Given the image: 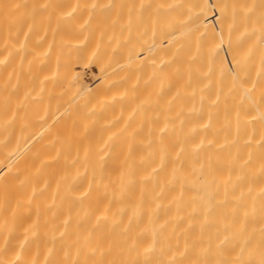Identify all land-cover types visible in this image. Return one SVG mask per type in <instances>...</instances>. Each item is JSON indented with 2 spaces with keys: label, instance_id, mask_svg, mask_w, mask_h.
<instances>
[{
  "label": "bare ground",
  "instance_id": "6f19581e",
  "mask_svg": "<svg viewBox=\"0 0 264 264\" xmlns=\"http://www.w3.org/2000/svg\"><path fill=\"white\" fill-rule=\"evenodd\" d=\"M0 4L5 16V4H52L16 50V77L0 43V264H264V0ZM56 4H158L153 34L148 16L137 29L161 50L150 149L146 113L132 124L121 104L122 35L104 42L96 86L54 99L61 72L95 53L84 11Z\"/></svg>",
  "mask_w": 264,
  "mask_h": 264
},
{
  "label": "rangeland",
  "instance_id": "374dc122",
  "mask_svg": "<svg viewBox=\"0 0 264 264\" xmlns=\"http://www.w3.org/2000/svg\"><path fill=\"white\" fill-rule=\"evenodd\" d=\"M2 5L3 4H0V9H2ZM6 5H7V7L9 6L10 8H12L11 10L9 9L10 13H11V11H12V13L11 14L9 13L10 15H8V16H5L3 12L0 13V43H1V45L3 44V42L8 43L7 45H9V49H10L9 52L11 55L9 57V60L11 61L10 65L11 66L13 65L10 68H12L11 70L14 71L16 68L19 67V64L17 62L18 59L17 60L15 59L17 56H19V55H17L19 53L16 54V50H18L17 48H19L20 44L21 45L23 43L29 44L32 42V40L30 42V38H31L30 35L31 36L33 35V33L31 31L34 32L35 27L39 23V22L37 23L35 21L37 19L40 20L42 17H45L48 13V10L50 9L49 6H51L52 4H46L47 6H45V4H9V5L5 4V6ZM56 5H57V9H64L67 7H77V8H80L81 10L84 11V14H85L84 17L87 18V20H88L85 23V25L86 24L88 25V26L86 25L87 28L84 27V29L86 31L85 34H87V32H89V34H90L89 39H86L85 42L86 41H87L86 43L89 42L87 44V46H88V49L90 48L89 49L90 54H91V52H90L91 49H92L93 53L95 50V53H94L95 56L93 55V53L91 54V55H93V57L90 58L91 59L90 62L88 61L89 59L87 57H86V60L84 58L83 63L85 62V65L87 66V63L89 62L90 63V64L88 63L89 67H86L85 65L80 64V66H77L78 68H76L75 70H73L67 74L64 72H61L62 76H59V80H57L55 82V86L57 87V91L54 94V99L56 101H59L62 105L63 104L69 105V104H71V102H73V100H74L73 103L78 102V99H79L78 96L76 98L72 97L76 94L70 95V90L68 89L70 84H72L73 82H77L80 90H82L83 92H85V90H88V88H92V87L96 86V83H99L98 79H97L98 78V71L101 69V66L104 63V57L103 56L106 54L105 51L103 52L104 47L102 48L104 42L106 43L108 41L107 37L109 38L110 36L122 35V39H124V41L122 39H120L121 38V36H120L119 37V39H120V41H119L120 42V54L118 56V60L122 61L124 63L123 66L127 71L126 73H127L128 83H127V85L118 88V91L121 92V94H120L121 100H122L121 104H122L123 108H126L129 111L135 110V114H137V116L134 115V113H133V116L136 117V119H134V123L131 122L132 124H135V121L137 120V118L139 116H142L143 114L146 113V115H144L145 117H143V116H142L143 118L139 117L138 121L141 120V122H143V120H145L146 117H147L148 121L145 120V122H143V123H141V122L138 123V121H137V124H139V125L143 124L144 125V124H146V122H148L146 125L147 127L141 128V130L139 132H138V130H139L138 129L137 133H138L139 139L141 141L145 142V147L147 149H150L153 145L154 140H156L157 142L159 141V137L153 133V125L159 126L160 120H159L157 115H159V113L161 112V108H160L161 107L160 106L161 105V103H160V101H161V92H160L161 86L159 85L160 81H161V79H160L161 68L159 67L160 69H158V66H161V64L157 66V64H155L156 62L154 61L155 63H152L153 61H151V60L154 59L153 55H155V57H157V59L155 58V60L158 61L160 58L158 54H160V53H158V54L153 53L154 50H151V48L153 49V44L150 45L151 46L150 48L145 47L144 42H143V36L142 35L139 36V34H137V32H139L138 30H141L142 28H144V24L147 25V23H148L149 27H147V26L146 27H147V29L149 28V31L147 30V32L148 33L151 32V34L147 33V35L151 36L153 34L152 28H154V27L152 26L151 21L154 23L160 22V16H158V17L156 16L160 13V11L157 9L158 4L157 5L156 4H152V5L147 4V6H146L147 8L145 7V11H144V8L139 9V7H142L143 4L142 5L141 4L140 5L139 4H131L132 7L130 6V4L128 6H127V4H56ZM128 7H130V9ZM137 8L139 10H137ZM13 10H14V12H13ZM22 10H26V11H22ZM137 11H139V12H137ZM39 16L40 17L42 16V17L40 18ZM146 16H148V17H146ZM33 17H35V18H33ZM145 17H146V19H145L146 23L143 24V19ZM152 19H155V21ZM157 24L159 26V23H157ZM45 27L48 28V25ZM65 29H63V30H65ZM66 31H67V29H66ZM67 32H69V31H67ZM113 33L114 34L117 33V34L114 35ZM77 36H78V34L76 35V37ZM87 37H88V34L85 35V38H87ZM152 37H150V40ZM26 38L27 39L29 38V39L26 41ZM79 38H81V37L78 36V39ZM158 39H160V38H158ZM103 40H105V41H103ZM150 40H148V43ZM154 40L157 41V39H154ZM106 44L104 45L105 50H107ZM89 45H92V46L89 47ZM157 48L159 49V47H157ZM157 50H156V52L161 51V50H159V51H157ZM86 51H87V49H86ZM66 52H68V50H66ZM66 52H63V54L64 53L65 54L64 55L61 54V55H63L62 57H64L63 58L64 60L69 61V59H71V58H68L69 56H66L67 55ZM86 53H87V55H85V56H91V55H88L89 54L88 52H86ZM0 58H1V55H0ZM17 58H19V57H17ZM149 60L151 61L152 65L150 63H148ZM14 61L17 63H15ZM159 63H160V61H159ZM154 65L159 70L157 73H155L156 72L155 67L152 68V66H154ZM23 66L26 67V65H24V63H23ZM8 68H9V65H8ZM18 69H16V70L18 71ZM22 69H25V68L22 67ZM153 69H155V71H153ZM16 70L14 71V77H16V74H15ZM23 72H24V70H23ZM123 72H124V74H126L125 71H122V73ZM153 73H154V76L157 75V77L154 78ZM156 78H158V79H156ZM94 79H96V80H94ZM157 80H159V82ZM155 82H157V83H155ZM97 85H99V84H97ZM12 88H14V90H15L14 84H12ZM74 88L77 89L76 86ZM76 89H74V90H76ZM78 91H79V89H78ZM6 93H7V90H5L3 88L0 89V106L1 105L3 107L7 106V103H6L7 101L2 98V95L3 94L5 95ZM71 93H72V91H71ZM73 98H75V99H73ZM70 99H73V100L70 101ZM154 99L158 100L159 103H158V101H156V103H155ZM154 107H156V108H154ZM147 113H148L149 117H148ZM153 113L154 114L157 113V114H155V116H154ZM150 115H152V116L150 117ZM134 117H132V118H134ZM153 117H157L156 120L157 119L158 120L156 121V120L150 119ZM159 117H160V115H159ZM154 121H156V122H154ZM150 122H151V124H149ZM135 126H137V125H135ZM156 126H154V128H157ZM131 127H133V126H131ZM141 127H143V126H141ZM0 149H3L1 143H0Z\"/></svg>",
  "mask_w": 264,
  "mask_h": 264
}]
</instances>
